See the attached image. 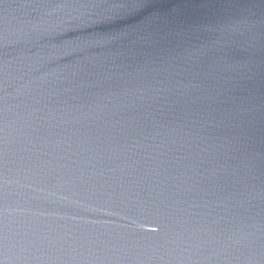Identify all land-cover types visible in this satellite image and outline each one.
Returning a JSON list of instances; mask_svg holds the SVG:
<instances>
[{"label": "water", "instance_id": "water-1", "mask_svg": "<svg viewBox=\"0 0 264 264\" xmlns=\"http://www.w3.org/2000/svg\"><path fill=\"white\" fill-rule=\"evenodd\" d=\"M0 264H264V0H0Z\"/></svg>", "mask_w": 264, "mask_h": 264}]
</instances>
